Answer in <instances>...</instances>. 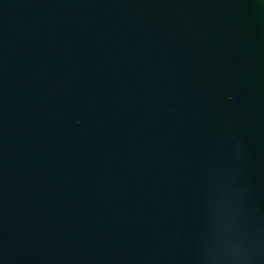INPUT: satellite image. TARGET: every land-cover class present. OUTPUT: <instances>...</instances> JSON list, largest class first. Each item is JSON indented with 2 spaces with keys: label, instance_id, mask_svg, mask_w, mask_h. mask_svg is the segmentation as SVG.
Listing matches in <instances>:
<instances>
[{
  "label": "water",
  "instance_id": "water-1",
  "mask_svg": "<svg viewBox=\"0 0 264 264\" xmlns=\"http://www.w3.org/2000/svg\"><path fill=\"white\" fill-rule=\"evenodd\" d=\"M0 264H264V0H0Z\"/></svg>",
  "mask_w": 264,
  "mask_h": 264
}]
</instances>
